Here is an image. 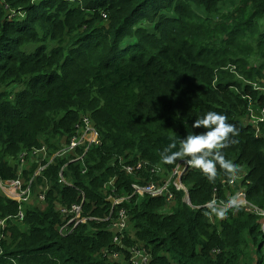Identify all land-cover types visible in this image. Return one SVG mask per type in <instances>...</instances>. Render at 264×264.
Instances as JSON below:
<instances>
[{
    "label": "trees",
    "instance_id": "1",
    "mask_svg": "<svg viewBox=\"0 0 264 264\" xmlns=\"http://www.w3.org/2000/svg\"><path fill=\"white\" fill-rule=\"evenodd\" d=\"M236 1L241 24L217 35L213 17ZM252 108L264 109V0H0V180L28 183L49 165L23 219L0 193V264H131L139 245L149 264H264V216L208 208L244 190L264 211V123H248ZM209 111L239 130L221 150L240 166L236 179L191 169V205L172 183L171 199L132 196L134 184L166 183L180 160L165 165L161 153L205 131L192 125ZM88 125L100 141L61 152ZM81 204L87 222L61 236Z\"/></svg>",
    "mask_w": 264,
    "mask_h": 264
},
{
    "label": "clouds",
    "instance_id": "2",
    "mask_svg": "<svg viewBox=\"0 0 264 264\" xmlns=\"http://www.w3.org/2000/svg\"><path fill=\"white\" fill-rule=\"evenodd\" d=\"M192 128L193 129H204L205 131H203L199 134H194V133L188 134L186 136V138H183V139H180L179 137H177L175 140L171 141L164 148L163 152L161 153L162 163L165 165H173L178 160L184 161V163L187 164L189 167L199 170L201 172V174L204 175L206 180H208L210 182L215 181V179L218 175V168H219L220 170L223 171L224 175H226L227 177H229L232 180H235L236 177L238 176L239 172H240V166L237 163H235L234 161H232L230 159H226L221 150L225 149L227 147H230V145L232 143L238 142V139H236V138H238L239 130L237 128H235L234 125L228 123V117L226 115L221 114V113H217L215 111H209L202 118L196 119L194 124L192 125ZM93 129L94 130H89V131L92 133V136L96 138V141H93L94 138L91 139L92 141L91 140L87 141V139L85 137H83L82 134L80 133L79 138L77 140H74L68 148L64 149L61 152L73 151V150L77 149L78 147H80L86 143H88L87 148H86V151H88L93 143H98L100 141L99 134H98L97 130L95 128H93ZM85 135L88 136V134L86 132H85ZM74 143H78V145L75 147H72V145ZM60 153L54 155L51 159V162ZM84 156H85V153L83 156H81V157H79V158H77L71 162L83 160ZM48 166L49 165L42 166V167L45 170ZM129 169H132V168H129ZM41 170H42V172L44 171L43 169H41ZM137 170H139V169H137ZM127 171L130 174H133V172H134L133 169L131 172L129 170H127ZM35 173L33 175V178L28 183H25V181L23 179L11 180V181H18L20 184H24L23 185L25 187L24 191H27L24 195H18L17 196L14 188L8 190L7 193L3 190L6 195L8 194L10 196L11 199L10 198H8V199H10L14 202H17L20 205V213L18 214V216H19V218L21 217V219L24 218V213L21 210L23 208L19 202H26L28 200V197L31 195L34 179L38 176ZM41 173H40V175H41ZM63 181L68 186L79 190L82 193V195L84 196V193L82 190L77 188L75 185L68 183L64 178H63ZM1 182H3V181H1ZM164 184H166V183H164ZM170 184H169V189H170ZM16 186L17 185H15V187ZM134 186L143 187L141 185L134 184L132 186L133 189H134ZM10 191H13L14 195H10L9 194ZM134 192H135V189H134ZM136 195H138V194H136ZM136 195H134V193H133L132 196H136ZM138 196H140V195H138ZM25 197L27 198V200L23 199ZM159 197H167V196H159ZM39 200H41L42 202H44L46 200L45 193H42L39 195ZM124 200H125V198L113 200L112 201L113 207L119 205ZM115 201H119V202L117 204H114ZM32 202H33V199H32V195H31V203ZM186 202H187V199H186ZM237 202H238V198L233 196L226 203L219 205V206L216 204L215 201L210 202L208 204V208L211 210L212 213H214L219 218H224L227 211L229 209L233 208L234 206H236ZM79 206H81V209L83 208V204H81ZM73 207H76V206H73ZM73 207H72V209H73ZM122 212H124L126 215L125 210L121 211L120 212V221L122 220V218H121ZM81 213H82V210H81ZM112 213H113V210L111 211V214ZM70 216H72V218H70L66 224H68V222L71 221L72 219L76 218L77 214L70 212ZM87 220H88L87 218H81V214H80V217H78L77 221L75 223H71L68 226L67 235H65V236L62 235L61 230H60L61 236L66 237V236L71 235L73 233V231L75 230V228L79 224L85 223V222H87ZM70 230H72V231L70 232ZM116 231L119 233V231L117 229H116Z\"/></svg>",
    "mask_w": 264,
    "mask_h": 264
},
{
    "label": "built area",
    "instance_id": "3",
    "mask_svg": "<svg viewBox=\"0 0 264 264\" xmlns=\"http://www.w3.org/2000/svg\"><path fill=\"white\" fill-rule=\"evenodd\" d=\"M262 112V122H264V109L261 111ZM93 141H96V138L93 137ZM92 141V140H91ZM78 143H74L72 145V147L77 146ZM140 167H138L139 169ZM191 167H189L187 164L184 163V161H179L177 164V167L173 170V177L178 175L179 176V188L178 190H183L186 195H188V190L185 188V186L182 183V178L187 174L188 171H190ZM130 172L132 171V169H128ZM169 181L166 182V184H164L163 186L160 187H155L154 185H148V186H143V187H139V186H134V189L136 190L134 192V195L138 194L140 196H152V197H159V196H168L169 199L172 198V194H170L169 191ZM234 184V181L231 183ZM238 198V202L237 205L234 206L233 208L236 207H244L247 208L248 210H250L251 208L254 209L257 213H261L264 216V211L254 207L252 204H250L248 202V200L246 199V194L244 192V190H241V192L237 195ZM118 201H115L114 204H117ZM219 206V205H218ZM232 209V208H231ZM81 206H76L73 207L72 212L77 214V218L80 217L81 214ZM125 215L124 212L121 213V218L122 220L120 221V223H117L114 225V228H116L119 232H121V234L119 235L118 239L116 238V241L120 242L123 238V231H124V227H125V223H124V219L123 218ZM73 220V219H72ZM71 220V221H72ZM71 221L68 222V224H66L62 229H61V234L62 235H67L68 233V226L71 224ZM263 230H264V220H263ZM72 230H70L71 232ZM130 255H131V259H130V263L131 264H149L150 263V254L148 253V251L146 250L145 246L143 245H139L136 246L134 248L129 249Z\"/></svg>",
    "mask_w": 264,
    "mask_h": 264
},
{
    "label": "rangeland",
    "instance_id": "4",
    "mask_svg": "<svg viewBox=\"0 0 264 264\" xmlns=\"http://www.w3.org/2000/svg\"><path fill=\"white\" fill-rule=\"evenodd\" d=\"M236 6L232 8L231 6V3L229 4H223L221 6V9H220V13L216 16H214L213 18L216 20V25L218 28L215 29V33L217 35H220L223 30L226 28V23H227V27H231L233 24L235 23H239L238 26L241 24L242 22V19L243 17L245 16L246 14V10H243L242 8H244L243 5H240L241 3H239V1H236ZM243 10V11H241ZM223 22H224V25H223ZM132 40H128L125 42L124 45L126 44H129L131 43ZM250 116L248 118V123L254 127H260V124H261V120H262V112H259L257 109L255 108H252V110L250 111ZM264 123V122H263ZM94 127L92 125H88L86 127H83L82 128V131H81V134L83 137H85L87 139V141L91 140L93 138L92 136V133L89 131V130H94L93 129ZM85 132L88 134V136L85 135ZM36 153L37 155H41L39 152H34ZM26 161H23V164H25ZM16 162L12 161V165H15ZM44 170V168L39 165L38 168H37V171L35 174H37L38 176L40 175V173L42 172V170ZM21 181V180H20ZM169 183H172L174 186H176L177 188H179V184H178V181H179V176L176 175L173 177V175L170 177V179L168 180ZM167 182V181H166ZM22 183V182H21ZM236 184V183H235ZM15 185H17L15 187ZM24 184H20L18 181H7V182H1L0 181V193L6 197V198H10V196L7 194L4 193V191L7 193L8 190L14 188L15 191H16V195H24L27 191H24ZM148 185H154L155 187H160L158 186L156 183H150ZM146 185V186H148ZM4 190V191H3ZM136 191V190H135ZM183 191V190H182ZM184 192V191H183ZM241 191H239L237 193V195L240 193ZM185 193V192H184ZM10 195H14V192L13 191H10L9 192ZM185 196H186V199H187V195L185 193ZM141 197H144V196H141ZM11 199V198H10ZM24 200H27V198H23ZM110 200H116V199H113V198H110ZM119 202V201H118ZM22 206L25 205V204H29V206H32V203H31V195L28 197V200L26 202H19ZM188 203V202H187ZM21 217L18 219H14V221H17V220H20ZM77 217L74 218L71 223H75L77 221ZM67 223V220L64 219V225ZM63 225V226H64ZM62 226V227H63ZM62 227L60 228V230L62 229Z\"/></svg>",
    "mask_w": 264,
    "mask_h": 264
},
{
    "label": "water",
    "instance_id": "5",
    "mask_svg": "<svg viewBox=\"0 0 264 264\" xmlns=\"http://www.w3.org/2000/svg\"><path fill=\"white\" fill-rule=\"evenodd\" d=\"M187 202H188L189 205H191V199H190V195H189V193H188V195H187Z\"/></svg>",
    "mask_w": 264,
    "mask_h": 264
}]
</instances>
